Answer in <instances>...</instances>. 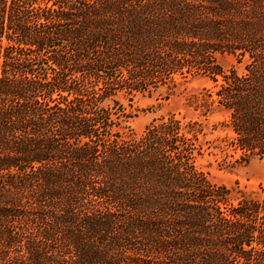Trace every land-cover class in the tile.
<instances>
[{
  "label": "trees",
  "instance_id": "obj_1",
  "mask_svg": "<svg viewBox=\"0 0 264 264\" xmlns=\"http://www.w3.org/2000/svg\"><path fill=\"white\" fill-rule=\"evenodd\" d=\"M178 76L227 114L208 151L264 158V0H0V264H264V185L210 183L199 121L128 126Z\"/></svg>",
  "mask_w": 264,
  "mask_h": 264
},
{
  "label": "rangeland",
  "instance_id": "obj_2",
  "mask_svg": "<svg viewBox=\"0 0 264 264\" xmlns=\"http://www.w3.org/2000/svg\"><path fill=\"white\" fill-rule=\"evenodd\" d=\"M218 60L225 70L235 65L231 56H219ZM212 86V82L206 77L178 76L174 82L151 94H137L132 101L130 96L121 95L119 100L134 115L128 126L138 135L151 123L173 114L187 121L201 122L205 132L202 140L206 151L197 161L200 171L210 183L230 189L232 200L241 195L256 196L260 193V186L264 185V158L240 164V153H224L215 149L208 151V141L216 145L219 143L216 142L218 138L227 135L222 126L227 119L226 112L216 106H212L207 112L202 107L203 102L208 104V90Z\"/></svg>",
  "mask_w": 264,
  "mask_h": 264
}]
</instances>
